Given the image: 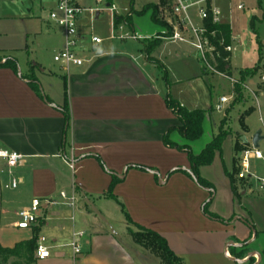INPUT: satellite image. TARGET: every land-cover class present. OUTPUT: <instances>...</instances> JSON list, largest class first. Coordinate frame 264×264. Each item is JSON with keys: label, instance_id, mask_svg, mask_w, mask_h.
Wrapping results in <instances>:
<instances>
[{"label": "crops", "instance_id": "1", "mask_svg": "<svg viewBox=\"0 0 264 264\" xmlns=\"http://www.w3.org/2000/svg\"><path fill=\"white\" fill-rule=\"evenodd\" d=\"M78 1L82 6L90 7L85 6L83 0ZM159 2L157 4L162 8L164 4ZM110 3L108 0L107 4ZM238 5L243 9L242 3L237 4V9ZM107 13L109 34L99 36L91 30L103 39L102 43L86 48L81 54L86 58L82 65L71 66L68 70L59 65L60 84L52 87L36 61H27L23 71L17 60L9 55L16 61L17 71L0 67V148L22 155L21 162L13 168L0 160V174L5 175L3 186L7 190L3 192L0 179V232L2 218L13 216L12 227L20 229L15 225L18 210L28 206L34 198L42 201L39 224L24 230V234L10 243L1 242L0 237V246L12 247L30 239L34 233L41 236L42 228H49L53 232L47 246L51 247L50 255L38 259L34 250L31 259L34 264H160L157 256L134 242L120 206L106 196L114 174L121 181L114 185L112 193L124 205L132 221L162 235L170 249L182 258L183 264H264V207L255 212L247 204V197L253 192L252 178H264L253 173L251 161H264V156L251 158L249 175L238 178L239 157L246 148L237 151L238 155L234 146L239 140L242 146L248 148L247 143H250L249 148L253 147L252 137L246 141L239 135L236 140V132L232 134L231 129L227 136L233 135L234 143L229 166L223 164L224 169H221L215 163V157L219 155L216 152L211 164L198 168L199 176L212 188L200 186L192 176L186 153L166 146L162 140L168 128L178 125L179 121L166 106L165 96L169 93L163 89L158 73L153 71V65L157 63L148 59L147 43L142 40H153L166 27L155 24L157 27L150 34H142L135 17L143 15L129 12L126 27L137 37L132 39L138 42L126 45L125 39H109L113 21ZM148 13L150 18V11ZM246 14L249 16V12ZM90 20L89 13L84 12L79 21L81 32L90 31ZM45 23L54 31L49 32L44 25L39 27L44 36H52L53 40L60 36L54 54L63 46V33L51 22L45 20ZM220 23L227 24L230 29V25L221 19ZM117 25L114 22L115 30ZM159 40L160 45L169 42ZM233 41L230 30L229 73H223L227 76L231 75ZM171 43L184 45L200 55L185 43ZM149 56L159 60L150 52ZM207 57V60L212 59V53ZM202 62L206 72L205 66L212 65ZM30 65H33L32 72L44 97L24 77ZM62 76L67 82L70 113V127L65 134L60 111L64 97ZM259 92L264 94V89L260 88ZM221 96L216 98L209 112H218L215 104ZM206 113L202 135L198 139L187 140L175 130L169 133L168 139L177 145L189 146L193 154H198L214 136L212 131L205 134V119L209 117ZM218 120L220 125L221 114ZM88 154L97 155L103 167L95 157L85 156ZM135 165L144 166L146 170L136 169ZM218 167L219 178L213 176ZM234 168L238 197L234 196L229 179ZM13 179L18 182L15 188L10 187ZM258 188L264 190L259 184ZM60 192L67 197L73 195L74 205L67 204L68 199L62 198ZM44 200H50L52 204H45ZM206 202L207 210L222 220L203 212ZM114 211L124 218L126 228L123 233L127 231L131 238L124 239L122 229H114ZM74 232L82 233L77 239L80 249L77 254L68 245Z\"/></svg>", "mask_w": 264, "mask_h": 264}, {"label": "rangeland", "instance_id": "2", "mask_svg": "<svg viewBox=\"0 0 264 264\" xmlns=\"http://www.w3.org/2000/svg\"><path fill=\"white\" fill-rule=\"evenodd\" d=\"M118 10V13L125 14L127 10H140L147 3H158V0H109ZM167 0H164L165 5ZM213 4L220 10V19L230 25L231 36L235 39L232 42L233 51L231 53V75L227 76L220 72L214 65L205 66L203 71V62L200 55L194 53L190 48L171 42H164L161 45H155L150 55L158 58L164 65L167 72L166 78L161 76L164 72L161 67L153 65V71L159 75V81L170 96L177 99L188 110H205L209 117H206L204 124L205 134L211 131L214 135L219 129L218 117L224 120V128L232 134L236 132V140L239 135L246 141L257 131L264 137V94L260 95L259 90L264 89V0H212ZM85 6L92 8L106 7L108 0H102L96 3L95 0H83ZM242 3L243 9H237V4ZM162 4V5H163ZM167 6V5H166ZM164 8H167V7ZM249 12V16L246 14ZM88 15L86 16V18ZM47 18V9H40L37 1L34 0H0V56L12 55L21 69L24 71L26 62L36 61L43 68L46 78L52 87L60 84V75L62 74L59 65L53 61V50L58 46L60 36L54 40L51 37L44 36L39 27H47L49 32L54 31L49 27L45 20ZM136 24L142 34H150L157 25L149 18L147 12L141 17H135ZM109 16L106 11L100 12L90 20L94 33L99 36L109 34ZM39 32L41 34H36ZM53 33V32H52ZM59 33V32H58ZM152 39H158L157 36ZM149 45V39H143ZM137 40L125 39L126 45L135 44ZM260 47V52L259 48ZM28 49V50H26ZM10 57V56H9ZM259 59V61H258ZM230 60V58H229ZM4 58H0L3 62ZM258 65L257 72L239 84L240 92L233 93V86L236 82L238 71ZM211 65V64H210ZM38 67V66H37ZM234 78V80H232ZM249 80L256 82L251 84ZM167 83V84H166ZM259 94V95H258ZM225 95L229 98L223 105L221 112L210 111L209 108L214 104L217 97ZM254 99V96H257ZM248 110H251L244 116L243 123L241 116ZM232 129V130H231ZM234 136L225 137L222 144V151L215 158V162L221 169L229 166L233 154ZM250 143H247L249 148ZM240 149L247 148L241 145ZM262 156H264V138L258 145ZM239 155V152H236ZM214 160V157H213ZM235 161V159H234ZM224 164V167H223ZM217 169L216 175L220 177L221 171ZM251 169L258 177H264V161H251ZM236 169H234L235 171ZM4 174H0L3 192L6 179ZM253 192L247 197L249 208L256 209L264 207V190L258 188L257 180L252 178ZM94 209V208H93ZM92 209V210H93ZM115 212V211H114ZM100 219V215H97ZM102 220V219H101ZM1 242L10 243L16 237L24 234L28 229H14L12 227L13 216H7L1 220ZM114 229H122V237L128 239L130 235L124 234L126 223L119 213H114ZM23 230V231H22ZM53 233V232H52ZM49 228H42L39 233L44 239L45 246L50 245V239L53 237ZM131 238V237H130ZM72 249V247L70 246ZM51 251V247L49 249ZM155 257V255H154ZM34 258V255H33ZM158 258V257H157ZM160 264L161 261L158 258ZM0 264H34L29 260H24L19 256H8L4 260L0 258Z\"/></svg>", "mask_w": 264, "mask_h": 264}, {"label": "built area", "instance_id": "3", "mask_svg": "<svg viewBox=\"0 0 264 264\" xmlns=\"http://www.w3.org/2000/svg\"><path fill=\"white\" fill-rule=\"evenodd\" d=\"M41 9H47L46 20L53 25L59 27L63 33V46L53 54V61L61 66L63 70H68L71 66H80L86 61L81 54L86 48L102 43L103 39L91 32V23L87 33L80 30L79 21L84 12H88L90 19L100 12L107 11L111 14L113 25L110 31L109 39H136L130 30L126 27L124 21L114 28L115 17L119 14L117 8L112 4H107L104 8L84 7L78 0H35ZM102 0H96L100 3ZM167 5V6H166ZM167 8H164V7ZM164 7L159 8V18L163 20L169 27H166L160 34L156 35L159 39L169 42L185 43L200 53L201 59L207 64V55L214 51V45L210 38L215 37L214 31H208L205 22L208 20L211 24H220V10L211 3V0H167ZM242 9V5H238ZM222 44V39L220 40ZM226 51H231L230 45L224 46ZM228 101V97L221 96L215 104V109L221 112L224 103ZM261 152L256 148H246L241 152L239 157V170L236 176L240 179L249 175V160L251 158H261ZM0 160L5 163L8 168L17 166L22 155L16 151L0 148ZM72 163L70 166L72 167ZM259 187L264 189V178H256ZM17 180L11 181L10 187L17 186ZM60 196L68 199L66 202L70 206L74 205L75 198L73 195L67 197L64 192H60ZM45 204H52L50 200H44ZM42 201L37 198L31 200L28 206L18 210L16 213V227L20 229H29L39 224L40 207ZM82 236L81 232H74L68 242L72 247L74 254L80 252L77 239ZM45 239L42 236L37 237L35 256L38 259L49 257V248L45 246Z\"/></svg>", "mask_w": 264, "mask_h": 264}, {"label": "trees", "instance_id": "4", "mask_svg": "<svg viewBox=\"0 0 264 264\" xmlns=\"http://www.w3.org/2000/svg\"><path fill=\"white\" fill-rule=\"evenodd\" d=\"M130 1L132 2V0ZM163 2L164 0H160L159 3L163 4ZM148 11H150V19L153 23L167 27L169 31V27L167 26V24L159 18V5L158 4L147 3L143 5V7L140 10L136 11V10H133L132 8L131 10H129L130 13L132 14L134 13L136 15H144ZM129 12L124 16L122 15L116 16L115 17L116 25L120 21H124L126 25H129V19H130V15H128ZM205 26L208 31L215 32V37L210 38L214 45V51L212 52V59L210 58L209 60H206L207 63L214 65L216 69H218L222 73H229V69H228L229 62L227 60L229 53L224 49V46L229 45V42H230L229 26L224 23L211 24V22L208 20L205 22ZM221 39H222V44H220ZM159 43H160V40L158 39H153L149 41V45L147 46L146 50L148 53V59L151 62H154V63L156 62L158 66L161 67V70L164 72L163 78H166L167 72L164 66L159 62V60L149 56V52L151 51V49L155 45H158ZM2 57L4 58V61L0 62V67H8L12 69L13 71H17V68H18L17 63L12 57H9V56H2ZM2 57L0 56V58ZM258 67H259L258 65H254L250 68H245V69H241L238 71V78L233 86L235 94L240 92L239 84L241 82H244L247 78L252 77L257 72ZM32 70H33V65H30V68L26 72L24 77L28 79L30 86L36 92H38V94L41 97H44L37 83V78L32 72ZM62 80H63L64 97H63L62 105L60 106V111H62L63 113V119H64L63 132L65 134L70 127V113H69V107H68L67 82H66L65 76H62ZM165 103H166V106L169 108V110L176 116V118L179 121V124L174 127L168 128V130L163 136V139H162L163 143L166 146L176 148L180 151L185 152L188 157L189 163H190L192 176L194 177L196 182L202 187L212 188L208 181H206L205 179L199 176L198 168L202 165L211 164L214 154L216 152L221 153L222 143L225 137L229 133L228 130H226L223 126L224 120L222 119V121L220 122L218 132L212 137L211 141L207 143L205 147L198 154H193L189 146H186V145L181 146V145H177L171 142L168 139V135L172 130H175L187 140L193 141V140L198 139L202 135V121H203V117L206 111L202 109L188 110L186 107L182 106L176 99L172 98L169 94L165 96ZM248 113L249 111H246L244 115L241 116L242 123H243L244 116ZM234 150L237 152L242 149H240L238 147V144H236L234 146ZM85 156L95 157L100 163V165L103 167V163L97 155L88 154ZM133 167L136 169H140V170H146V167L144 166L135 165ZM234 169H233V172L229 175V179L231 182V190L234 196L238 197L239 193H238L237 187L235 186V179H234V173L236 172V170L234 171ZM171 173L172 172H170L169 174ZM119 181H121V178L112 174L111 182L109 184L106 196L114 199L120 206V210L126 220V223L128 224V233L131 235L134 242L148 249L153 255L157 256L160 259L161 264H183L182 258L177 256L170 249L166 239L162 235H160L154 230L138 225L132 221V219L126 212L124 205L112 193L114 185ZM207 206H208V202H206L203 205V212L206 215H208L211 218L222 220L217 215L210 213L207 210ZM36 241H37V234L34 233V235L30 239L17 242L12 247H1L0 246V258L4 260L8 256H19L24 260L32 261L31 259H32L34 250L36 249V245H37Z\"/></svg>", "mask_w": 264, "mask_h": 264}, {"label": "water", "instance_id": "5", "mask_svg": "<svg viewBox=\"0 0 264 264\" xmlns=\"http://www.w3.org/2000/svg\"><path fill=\"white\" fill-rule=\"evenodd\" d=\"M243 139V138H242ZM261 139L260 136V131H257L253 136H252V140H251V144L254 148H257L258 146V141ZM244 140V139H243Z\"/></svg>", "mask_w": 264, "mask_h": 264}]
</instances>
